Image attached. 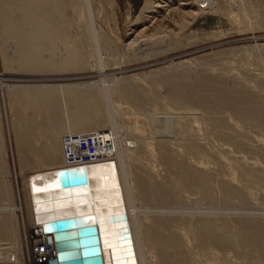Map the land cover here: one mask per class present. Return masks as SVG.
Listing matches in <instances>:
<instances>
[{"label": "bare ground", "instance_id": "6f19581e", "mask_svg": "<svg viewBox=\"0 0 264 264\" xmlns=\"http://www.w3.org/2000/svg\"><path fill=\"white\" fill-rule=\"evenodd\" d=\"M79 1L81 3L78 6L87 16L85 27L89 30L87 37L91 54L96 57L99 53L98 59L101 57V52L98 50L108 51L109 44L104 42L102 45L99 38L93 37L97 34H93L92 21L94 12H106L110 3L108 0ZM73 2L70 3V0H0V12L9 5L17 9H14V12L24 15L22 22L12 28L13 33L9 20L4 18L1 20V35L7 40L12 38L17 54L13 59L21 65L23 70L30 69L31 72L41 73L59 71L58 74H60V72L80 69L82 65L80 59L83 55L81 53L80 56L68 50L57 58V48L62 46L67 48L65 42L68 38L65 27L67 22L65 24L62 21H67L70 16V6L73 9L76 8L77 5ZM191 2L186 5L192 6L196 3V10L199 12H213L216 9L212 0H192ZM118 4H120L118 9L121 11V2L118 1L116 6ZM152 5V0H147L142 7L144 8L142 14L136 20H140L142 15L152 8ZM137 7L138 3L129 8L128 15L136 14ZM181 14L183 26L187 27L189 19L192 20V13L185 14L181 11ZM162 23H156L155 27L149 28L154 37L164 35L170 30H167L170 27ZM28 28L29 33L26 32ZM169 32L174 33L173 30ZM152 35L150 36L154 38ZM157 43L151 42L150 45L148 44L149 48ZM44 50H48V58L42 57L41 53ZM109 53H111L110 50ZM100 60L95 61L97 64L100 62L98 70L105 68L103 64L100 65L103 62ZM3 61L4 66L8 68L11 59L6 56ZM178 74V77H173L164 76L165 73L161 79V82L167 85L168 94L177 106L186 107L190 101H194L201 113L209 115L206 118L207 121L217 126L223 125V121L211 118L210 114L222 109L241 121L254 123L264 128V98L261 96L248 93L238 85L234 89H229L222 80L217 79L218 82H212L207 79V81L205 79L207 76H202L203 80L200 83L192 85L193 83L186 82L184 77L186 73ZM67 79L69 78L57 80L66 81ZM48 80L51 79L38 81L50 82ZM107 82L109 80L104 79L94 84L84 82L58 86L44 85L45 83L5 86L11 100L14 99L17 102L14 117L23 127V130L15 129L20 163L26 166L28 161L31 162L32 158L29 154L35 147L32 143L40 136L44 140V146H41L43 152L31 154L33 159H36L34 163L36 166L21 172L20 175L24 185L25 206L30 225L42 230V227L46 228L47 221L65 216H80L84 222H95L100 229L103 256L105 262L109 264L112 258L123 254L121 249L124 247L117 240L119 233L109 224L106 215L114 213L120 216L125 211L134 249V257L129 258V261L135 264H223L227 248L235 245L227 235L226 222L221 211L227 203L238 199L241 191L233 185H228L224 180L225 172L221 156L210 153L205 142L194 143V140L188 137L193 135L190 128L174 131L172 124L166 133L173 134V138L163 137L165 139L162 138L154 146L145 143L146 130L150 134L148 126L147 129L144 126L145 130L141 131L142 136L135 138L134 142L125 141L124 136L118 134L120 132L117 133L119 136L114 132L116 151L113 157L84 165L66 164L62 151V136L67 133L104 130L106 126L113 127L114 124L112 125L109 120L110 115L108 116L106 107L107 99H111L113 94L126 99L138 109L147 105L142 89L135 84L118 82L116 87L111 89ZM24 111L32 112V118H24L22 114ZM138 129L132 128V130L140 131ZM183 135L187 136V139L184 138V140ZM224 135L221 137L228 139L227 135ZM148 154L153 157L155 163L141 164L143 156ZM156 167H160L163 172L161 181L154 175ZM66 168H75L78 173L85 172L88 184L71 188L57 185L60 183L62 170ZM0 180H2L1 176ZM2 188L5 190V186ZM19 211V207L15 206L9 209L8 218L5 219L7 226H12L11 217L16 218ZM256 224L253 220H238L237 235L240 243L252 246L263 255L264 234L260 227L258 228L259 225L256 227ZM43 237L48 245L45 254L53 252L50 259L55 255V243L51 232L44 233ZM194 244L199 253H195ZM11 247L10 237L0 234V260L10 256ZM197 254L203 259L196 258ZM39 261L35 260L34 264H47V261Z\"/></svg>", "mask_w": 264, "mask_h": 264}, {"label": "rangeland", "instance_id": "374dc122", "mask_svg": "<svg viewBox=\"0 0 264 264\" xmlns=\"http://www.w3.org/2000/svg\"><path fill=\"white\" fill-rule=\"evenodd\" d=\"M108 1L110 6L107 11L94 12L92 21L93 34H97L96 37H93L99 38L101 44L107 42L108 49L111 51L108 54L109 50H98L101 52V57L98 59H101V62L103 60L100 65L103 64L105 70H98L100 62L95 63L98 61L99 53L96 57L91 54L87 37L89 30L85 27L87 16L78 6L81 1L70 0V3L73 2L77 6L75 9L70 6V16L67 21H62L65 24L67 22L65 26L66 37H68L65 41L67 48L63 46L57 48V58L68 50L76 52L78 55L81 53L83 54L82 56L80 54L82 65L77 71L60 72V74H58L59 71L45 73L31 72L30 69L26 71L13 59L17 56L16 48L13 46L12 38L7 40L1 35V20L3 18L9 20L7 22L13 33L14 29L12 28L22 22L21 19L24 18V15L14 12L15 8H11L9 5H6L5 9H1L0 176L2 180H0V234L10 237L12 247L10 256L1 259L0 264H34L35 262L32 248L36 238L33 236V227L28 221L23 192L24 185L20 175L21 172H26L36 166L34 165L36 159L34 160L32 155L36 152V154L43 152L41 146H44V140L40 136L41 138L39 137L32 143L33 146L35 145L34 151L30 152L32 155L28 152L32 158L31 162L28 161L26 166L20 163L15 129L23 130V127L14 117L16 116L17 102L14 99L11 100L5 86L44 83V85L58 86L84 82L94 84L96 81L102 82L104 79L109 80L107 84L109 83L111 89L116 87L118 82L135 84L142 89L147 103L144 108L138 109L126 99L113 94L111 99H107L106 107L108 116H111H109V120L114 126H106L104 129H111L116 135L120 132L121 134H118L123 135L125 141L134 142L135 138L142 136V129L145 130L149 127L150 134L146 130L145 143L154 146L163 137L173 138V134L166 133L168 127L173 124L174 131L190 128L193 135L188 137L192 138L194 143L205 142L210 153H217L221 156L225 172L224 180L243 194H240L238 199H233V202L227 203L221 211L226 222L227 235L235 245L227 248L223 264H261L262 261L264 264V254L262 255L250 245L239 242L236 225L238 220H253L257 223L256 227L259 225L258 228L260 227L259 229L264 234V128L258 127L254 123L241 121L222 109V111H213L210 117L223 121V125L211 124L206 119L209 115L201 113L194 101H190L186 106L188 109L173 103L168 94L167 85L161 82L164 76L178 77L180 72L181 74L186 73L184 75L186 82L189 81V84L197 85L204 76H207L205 79L212 82L222 80L229 89H234L238 85L248 93L264 98V0H212L213 6L216 8L213 12L197 11L196 3H193L192 6L186 5L192 3V0H152V8L146 12L147 14L144 13L140 20L136 19L142 14L144 9L142 7L147 0ZM118 1L121 2V11L118 9L120 4L116 6ZM136 3H138L137 13L129 16V8L134 7ZM181 11L185 14L192 13V20L189 19L187 27L183 26V19L180 18ZM156 23L167 25L170 27L167 30H173L174 33L166 30L167 33L164 34L166 36L160 34L154 37L149 28L155 27ZM26 32L29 33V28ZM150 35L157 38L156 41ZM151 42L158 43L149 48ZM48 54V50L41 53L43 58H48ZM6 56L11 59L8 68L4 66L3 61ZM165 73L166 75H164ZM153 77L155 81H153ZM61 78L69 79L66 81L57 80ZM39 79L51 80L47 82L38 81ZM113 80L115 81L113 82ZM22 114L24 118L33 116L32 112L28 111H24ZM181 118L182 121H180ZM132 128H140L138 129L140 131L132 130ZM173 130L170 131L174 132ZM223 134L227 135L228 139L221 137ZM184 138L187 139V136L183 135ZM37 148L41 150L39 149V151ZM140 163L152 165L155 162H153V157L148 154L143 156ZM154 175L158 176L160 181L163 179L160 167L154 169ZM2 186H5V190ZM12 206L19 207L20 211L16 218H9L12 221V226H7L5 219L8 218L7 213ZM194 250L195 253H199L195 244ZM196 258L203 259L201 255Z\"/></svg>", "mask_w": 264, "mask_h": 264}, {"label": "water", "instance_id": "95a60500", "mask_svg": "<svg viewBox=\"0 0 264 264\" xmlns=\"http://www.w3.org/2000/svg\"><path fill=\"white\" fill-rule=\"evenodd\" d=\"M87 184L85 172L78 173L75 168H66L62 170L60 183L57 185L71 188ZM106 218L119 233L116 238L124 247L121 249L123 254L112 258L109 264H135L129 261V258L134 257V249L125 211L120 216L109 213ZM42 231L51 232L55 243V255L48 259L47 264H107L97 223L84 222L80 216H65L47 221L46 228L42 227Z\"/></svg>", "mask_w": 264, "mask_h": 264}, {"label": "built area", "instance_id": "2783aa9c", "mask_svg": "<svg viewBox=\"0 0 264 264\" xmlns=\"http://www.w3.org/2000/svg\"><path fill=\"white\" fill-rule=\"evenodd\" d=\"M113 133L111 129H104L64 134L62 136V151L66 164L84 165L113 157L116 151L115 133ZM43 235L44 232L41 229L33 228V236L36 238L33 242V256L34 260H40L39 262L48 261L49 257L53 255L52 251L45 254L48 245Z\"/></svg>", "mask_w": 264, "mask_h": 264}]
</instances>
